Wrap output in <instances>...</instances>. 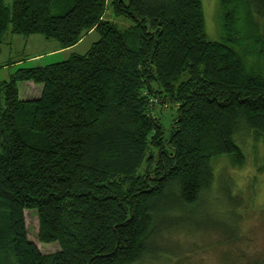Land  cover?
Returning a JSON list of instances; mask_svg holds the SVG:
<instances>
[{
    "label": "trees",
    "instance_id": "obj_1",
    "mask_svg": "<svg viewBox=\"0 0 264 264\" xmlns=\"http://www.w3.org/2000/svg\"><path fill=\"white\" fill-rule=\"evenodd\" d=\"M108 4L130 26L105 20ZM218 4L210 41L202 0H0V53L7 33L62 49L99 35L83 55L0 82V264H185L169 237L185 226L172 222L199 214L221 219L205 231L221 264H264L234 255L243 202L214 169L244 163L237 136L264 134V77L249 66L264 59V0ZM19 84L39 97L21 99ZM157 106L174 111L169 136ZM27 211L58 252L28 239Z\"/></svg>",
    "mask_w": 264,
    "mask_h": 264
},
{
    "label": "rangeland",
    "instance_id": "obj_2",
    "mask_svg": "<svg viewBox=\"0 0 264 264\" xmlns=\"http://www.w3.org/2000/svg\"><path fill=\"white\" fill-rule=\"evenodd\" d=\"M4 3L7 7L11 8L13 0H4ZM202 4L207 38L210 41H218L221 38L218 23V0H202ZM104 17L105 20L114 22L122 29L127 28L131 24L125 18L115 17L113 9L109 4ZM243 21H239L240 28L244 26ZM98 39L99 35L96 32L90 34L72 53L79 55L87 53ZM57 45H59L58 41L47 40L41 35L24 36L7 33L1 45L0 82L8 81L11 75L21 68H32L37 65L47 66L68 60L71 52L48 58L47 53L55 49ZM38 55H44L43 58L46 57V59L36 65L32 58ZM16 62H22V65L13 68ZM4 65L7 67L3 68ZM249 66L260 69L257 73L264 77V59L259 61L254 57L250 59ZM21 85L19 84L21 99H24L27 91L31 94V96L27 97L28 99L39 97V89H35L31 84L24 88H21ZM157 111L160 116L164 117L163 123L166 127V136H169L170 123L174 111H171L169 107L162 106H157ZM235 140L243 151L244 163L241 166H236L229 158H222L214 164L216 188H219L220 185L228 184L232 194L238 195L243 202L241 208L243 220L241 219L240 226H242L241 231L243 230L244 234L235 245L231 246V249L234 251L235 256H238L241 250L245 253L248 251V256L251 255L250 257L264 256V134L257 136L255 133H243L237 136ZM214 202L216 203V201ZM25 214L28 239L44 255L58 252L60 248L57 244H41L39 242V221L36 212L27 211ZM220 221L221 219L216 221V217L205 214L194 216L182 215L173 219L172 224L176 223L178 226H185V230L179 229L172 235H169L171 241L178 243L179 246H183L186 250L187 254L185 255L188 258L184 261L185 264H221V251L214 249V244L218 240V233H215V231L205 232L216 229V226L221 224ZM187 231L198 234L188 233ZM169 247L174 249L172 245H169ZM170 248L168 254L172 255L175 251H172ZM220 248L226 249L228 247L227 245H223ZM174 258H170L173 261L172 264L175 263ZM136 264H166V262L163 259H156L147 255Z\"/></svg>",
    "mask_w": 264,
    "mask_h": 264
},
{
    "label": "crops",
    "instance_id": "obj_3",
    "mask_svg": "<svg viewBox=\"0 0 264 264\" xmlns=\"http://www.w3.org/2000/svg\"><path fill=\"white\" fill-rule=\"evenodd\" d=\"M88 35H90V34H88ZM81 44H82V42L80 44L72 47V48H69V49H62L59 45H57V47L55 49H53L51 52L47 53L48 58H53V57H56V56H59V55L68 54L69 52H71V54H72V51L75 48H77L79 45H81ZM1 53H2V51H1ZM1 53H0V55H1ZM43 56L44 55H38V56L33 57L32 59H33V61L37 65L38 63H41L42 61H44L46 59V57L43 58ZM21 63L22 62H16V63H14V67L13 68L21 66L22 65ZM11 65H13V64H11ZM37 66H40V65H37ZM6 67H7L6 65L3 66V68H6ZM27 85H29V84H27ZM22 87L24 88L25 85L24 84L21 85V88ZM25 94H26V98L29 97V96H31V94H29L28 91Z\"/></svg>",
    "mask_w": 264,
    "mask_h": 264
}]
</instances>
